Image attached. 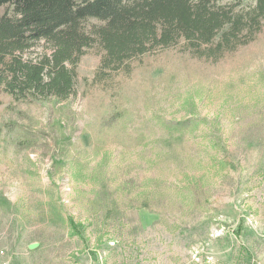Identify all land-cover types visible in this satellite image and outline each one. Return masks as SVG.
<instances>
[{
	"label": "rangeland",
	"instance_id": "374dc122",
	"mask_svg": "<svg viewBox=\"0 0 264 264\" xmlns=\"http://www.w3.org/2000/svg\"><path fill=\"white\" fill-rule=\"evenodd\" d=\"M97 64L65 101L0 95V264H264V32L150 58L112 101Z\"/></svg>",
	"mask_w": 264,
	"mask_h": 264
},
{
	"label": "trees",
	"instance_id": "16d2710c",
	"mask_svg": "<svg viewBox=\"0 0 264 264\" xmlns=\"http://www.w3.org/2000/svg\"><path fill=\"white\" fill-rule=\"evenodd\" d=\"M263 32L264 0H0V95L65 101L76 94L81 59L93 53L90 85L112 101L150 58L174 52L215 64Z\"/></svg>",
	"mask_w": 264,
	"mask_h": 264
},
{
	"label": "water",
	"instance_id": "95a60500",
	"mask_svg": "<svg viewBox=\"0 0 264 264\" xmlns=\"http://www.w3.org/2000/svg\"><path fill=\"white\" fill-rule=\"evenodd\" d=\"M33 248H34V246H31V247H30V249H33Z\"/></svg>",
	"mask_w": 264,
	"mask_h": 264
}]
</instances>
